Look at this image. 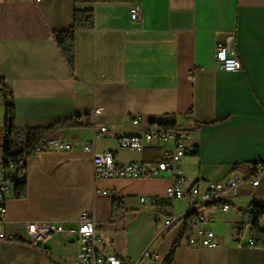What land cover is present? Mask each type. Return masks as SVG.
<instances>
[{"label": "crops", "instance_id": "0c3cea01", "mask_svg": "<svg viewBox=\"0 0 264 264\" xmlns=\"http://www.w3.org/2000/svg\"><path fill=\"white\" fill-rule=\"evenodd\" d=\"M134 7L142 22L131 19ZM77 10H92L95 27L76 32L71 68L54 33L69 30ZM219 43L233 44L240 71L218 68ZM0 78L12 95L16 129L49 128L76 117L90 124L50 136L74 143V150L27 160V193L9 196L5 228L20 240H0V264H76L77 236L56 233L35 247L24 240L26 227H76L85 214L100 224V250L129 264H264V245L250 246L246 216L252 204L264 205V185L241 186L229 212L204 207L214 221L200 225L215 233L220 247L192 249L184 220L156 240L164 221L185 218L191 205L188 198H166L169 175L96 180L92 158L82 151L95 143L97 151L115 153L120 165L158 163L171 144L135 152L120 148L118 139L192 113L196 127L181 161L184 189L245 175L252 163L264 162V0H0ZM96 108L102 109L98 115ZM137 115L144 120L134 126ZM102 127L108 131L101 133ZM143 197L159 205L143 204ZM115 198L128 212L111 222ZM260 225L264 229V217ZM121 229L126 243L118 237Z\"/></svg>", "mask_w": 264, "mask_h": 264}, {"label": "built area", "instance_id": "2783aa9c", "mask_svg": "<svg viewBox=\"0 0 264 264\" xmlns=\"http://www.w3.org/2000/svg\"><path fill=\"white\" fill-rule=\"evenodd\" d=\"M39 3L41 0H34ZM131 19L135 22H142L143 17L139 7H134L130 11ZM216 61L218 68L224 72L235 73L241 70L240 60L229 54V49L225 43H219L216 51ZM4 85L0 84V137L3 139L2 149H0V240L18 241V236H8L6 225L8 223V198L16 192L18 184L25 180V168L22 162L6 159L4 155V143L6 140V128L10 123L6 116V106L12 103V95L8 88L4 90ZM102 112L101 108H96L94 114ZM142 115L132 118V124L139 126L143 122ZM196 125L195 116L192 113L185 114L182 119L176 117H165L156 120L142 136H124L118 139L119 147L129 151L142 152L146 148L156 145H172V149L165 151V160L158 163L143 164L131 163L120 165L116 161V154L113 152H99L95 143H88L82 147L84 154L90 156L93 162V172L96 180H110L114 178L146 180L157 178L163 174L169 175L173 182L166 190V198L169 200H191L188 211L198 213L199 224L194 229L193 235L188 236L187 244L190 248L217 249L220 247L215 233L200 224L212 223V216L203 213L204 207L216 206L222 212L231 210L230 198L234 196L239 188L248 185L251 188H258L264 185V162H255L249 166L245 175L234 173L223 182H209L204 187L195 184L187 188L184 171L181 165L182 159L188 153V141L190 140L193 128ZM108 131L107 127L100 129L101 133ZM95 137V141H96ZM76 148L74 143L67 140L48 137L37 149L36 154L56 151H72ZM2 150V151H1ZM143 204L149 202L154 207L159 205L155 198H141ZM184 218L170 217L164 221V229L157 233L156 240L163 238L167 228L176 226L183 222ZM100 224L93 214H85L77 221L76 227H68L66 224L54 225L52 223H29L26 227V242L32 246L39 247L54 234H62L66 238L78 237L79 252L76 264H129L116 255L103 253L100 248V238L98 228ZM251 240L250 246H254ZM240 247H242L240 245ZM150 251L144 257H150Z\"/></svg>", "mask_w": 264, "mask_h": 264}, {"label": "trees", "instance_id": "16d2710c", "mask_svg": "<svg viewBox=\"0 0 264 264\" xmlns=\"http://www.w3.org/2000/svg\"><path fill=\"white\" fill-rule=\"evenodd\" d=\"M95 27V14L92 10H77L74 15V24L69 30L55 32V40L62 50L68 64L71 68L75 65V34L81 30H91ZM0 84L4 85V90L7 89L4 81L0 78ZM6 116L10 121L6 128V140L4 143V155L8 160L22 162L25 168L27 160L34 154L36 149L50 136L67 129H76L89 127V123L81 122L79 117L71 118L60 122L49 128L36 129H16L13 125L15 117L14 104L10 103L6 106ZM196 127V125H195ZM18 198H23L27 193L26 177L23 182L18 184L16 188ZM128 212L123 199L115 198L113 201V214L111 222L125 217ZM247 225L251 227V232L254 237L255 245L262 243L264 245V229L260 222L264 217V205L254 203L250 206L246 213ZM199 224L198 213H190L184 218V229L189 236L193 235L194 229Z\"/></svg>", "mask_w": 264, "mask_h": 264}, {"label": "rangeland", "instance_id": "374dc122", "mask_svg": "<svg viewBox=\"0 0 264 264\" xmlns=\"http://www.w3.org/2000/svg\"><path fill=\"white\" fill-rule=\"evenodd\" d=\"M4 138H5V136H3V135H2V137H0V149H2V144H3V142H4V140H3ZM1 151H2V150H1ZM103 230H104V229H101L100 232L102 233ZM118 232H119V236H118V237H121V240L124 239L123 243H124V242L126 243V242H127V239H126V236H127V230L121 229V230H119ZM102 235L104 236V234H102ZM111 243H112V240L109 241V239H108V244H109V246H110Z\"/></svg>", "mask_w": 264, "mask_h": 264}, {"label": "water", "instance_id": "95a60500", "mask_svg": "<svg viewBox=\"0 0 264 264\" xmlns=\"http://www.w3.org/2000/svg\"><path fill=\"white\" fill-rule=\"evenodd\" d=\"M234 53V51H233V44L231 43L230 44V49H229V54H233Z\"/></svg>", "mask_w": 264, "mask_h": 264}]
</instances>
